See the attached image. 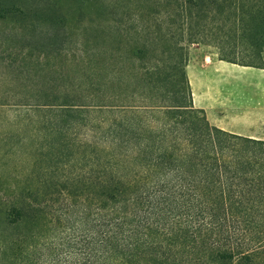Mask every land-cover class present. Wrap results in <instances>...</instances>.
<instances>
[{
  "label": "trees",
  "instance_id": "obj_1",
  "mask_svg": "<svg viewBox=\"0 0 264 264\" xmlns=\"http://www.w3.org/2000/svg\"><path fill=\"white\" fill-rule=\"evenodd\" d=\"M150 7L135 16L136 83L174 88L129 104L62 93L39 105L36 167L0 188V264H264V139L211 125L185 73L192 43L264 68V0Z\"/></svg>",
  "mask_w": 264,
  "mask_h": 264
},
{
  "label": "rangeland",
  "instance_id": "obj_2",
  "mask_svg": "<svg viewBox=\"0 0 264 264\" xmlns=\"http://www.w3.org/2000/svg\"><path fill=\"white\" fill-rule=\"evenodd\" d=\"M0 7L6 10L0 17L3 192L19 188L36 167L33 158L44 148L46 125V111L39 105L58 101L54 95L72 93L81 104H129L138 101L133 98L140 91L151 96L174 88L165 80L163 88L161 83L149 92L136 83L131 56L137 41L135 16L139 10L144 17L148 14L150 0H0ZM217 59L211 46H188L185 73L191 103L210 124L199 107L204 102L240 113L264 100V86L246 85L242 75L223 70L211 74L209 66ZM93 89L96 93L91 94ZM196 90L200 98L195 104ZM244 121L255 122L249 117ZM51 208L53 213V202Z\"/></svg>",
  "mask_w": 264,
  "mask_h": 264
},
{
  "label": "crops",
  "instance_id": "obj_3",
  "mask_svg": "<svg viewBox=\"0 0 264 264\" xmlns=\"http://www.w3.org/2000/svg\"><path fill=\"white\" fill-rule=\"evenodd\" d=\"M215 70H223L231 74L242 75L244 76V84L251 87H254L256 84L259 86H264L263 67L239 65L218 58L217 61H213L211 66H209V71L211 74L214 73ZM236 79L237 78H233V80ZM198 93L199 91L196 90L194 97L195 104L200 98L198 97ZM199 107L204 109L211 124H214L221 129L232 133L264 139V100L259 105H255L252 108L240 113L235 111L230 112L229 108H222L220 106L216 107L214 104H209L206 102L201 104ZM246 117H249L251 120H255V122L247 124L244 121Z\"/></svg>",
  "mask_w": 264,
  "mask_h": 264
}]
</instances>
